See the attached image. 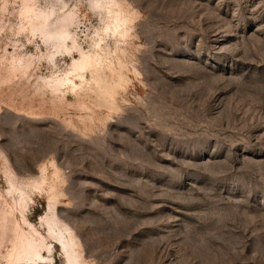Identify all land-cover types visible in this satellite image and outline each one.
Instances as JSON below:
<instances>
[{
  "label": "rangeland",
  "instance_id": "374dc122",
  "mask_svg": "<svg viewBox=\"0 0 264 264\" xmlns=\"http://www.w3.org/2000/svg\"><path fill=\"white\" fill-rule=\"evenodd\" d=\"M34 1L76 9L80 49L100 60L52 94L38 76L80 51L52 67L19 30L22 0H0V191L5 172L45 176L24 186L45 244L51 202L82 264H264V0H115L123 37L102 32L95 0ZM11 56H31L28 77L5 76ZM10 247L0 224V264L21 262Z\"/></svg>",
  "mask_w": 264,
  "mask_h": 264
},
{
  "label": "bare ground",
  "instance_id": "6f19581e",
  "mask_svg": "<svg viewBox=\"0 0 264 264\" xmlns=\"http://www.w3.org/2000/svg\"><path fill=\"white\" fill-rule=\"evenodd\" d=\"M63 4L65 3L63 2ZM93 4L97 10H103L106 17L105 25L101 29L102 32L106 35L111 33L123 37L127 31L129 19L121 10L114 9L117 2L115 0H95ZM19 15L27 24L26 26L21 25L19 30L28 28L31 38L35 39L36 43L41 42L46 47L48 53L45 54V58L52 67L56 66V56L72 55L73 51H80L79 58L71 56L70 68L68 71L63 72L61 76H38L52 94L62 93L63 96L66 86H70L72 89L79 87L80 85L76 83V80L85 81L82 71L100 65V60L94 53L80 49L77 40V29L81 24V19L76 9H70L68 12L56 11L52 6L41 8L34 0H22ZM97 36V39H93V43L94 46L99 47L103 38L99 33ZM24 57L11 56L7 66L4 67L5 76L19 74L21 78L28 77L31 68V56ZM1 77L2 72L0 70V79ZM8 172H5L8 187L4 192L0 191V204L6 203V207L0 208V224L3 230H8L10 233L11 242V247L5 255L7 259L15 262H32L30 264H50L49 254L52 249V242H54L62 248L66 264H82L76 237L70 228L57 218L51 202L49 205L50 215H41L40 223L46 224L47 233L54 241L45 244L44 236L26 218L25 212L28 208V201L32 199L29 198L24 186H35L37 184L40 187L45 180V176L42 174L39 181L33 180L23 183L16 179L11 172ZM6 197H9V201L6 200ZM16 212L20 214L19 218L15 214ZM23 225L27 229H24ZM5 233L3 232V234ZM43 248L48 255L42 252ZM21 262L17 264H22Z\"/></svg>",
  "mask_w": 264,
  "mask_h": 264
}]
</instances>
